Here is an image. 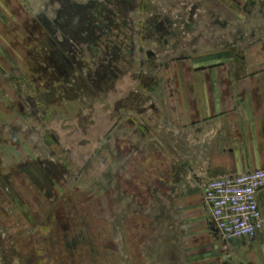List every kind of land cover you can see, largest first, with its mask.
I'll return each instance as SVG.
<instances>
[{
    "label": "rangeland",
    "instance_id": "rangeland-1",
    "mask_svg": "<svg viewBox=\"0 0 264 264\" xmlns=\"http://www.w3.org/2000/svg\"><path fill=\"white\" fill-rule=\"evenodd\" d=\"M102 5L125 20L131 43L128 64L121 66L118 79L101 78L93 46L95 35L104 32L101 18L96 20L97 7ZM200 10L210 12L209 6L199 7L196 0H18L11 4L10 70L8 83L0 87V179L4 192L12 197L7 208L15 212L5 219L7 230L0 231V242H5L0 264H102L94 258L104 242L114 248L113 239L127 244L137 264H181L176 263V246L164 247L161 238L162 225L177 216L176 188L187 173L186 166L174 163L177 152L167 151L157 139L144 152H129L126 144L119 162L111 132L120 94L144 92L150 80L153 87L173 77L166 71L169 61L196 58L192 55L208 47L212 40L207 29L201 36L196 33ZM54 14L53 19L48 17ZM208 57L204 56L205 62ZM22 73L29 88L17 81ZM33 95L41 98L40 105L32 104ZM47 104L57 116L56 123L50 124ZM30 105L40 107L35 113H40L38 127L18 112ZM139 117L155 131L145 116ZM49 136L59 139V145L49 142ZM25 163L35 164L40 180L28 179L22 171ZM48 163L59 172L46 182ZM112 163L120 165V177L118 172L114 177ZM21 205L30 210L36 225L48 230L11 242L18 225L28 224L18 214ZM114 223H120L121 234L113 233ZM79 228L88 230L95 245L66 249L62 235Z\"/></svg>",
    "mask_w": 264,
    "mask_h": 264
},
{
    "label": "crops",
    "instance_id": "crops-1",
    "mask_svg": "<svg viewBox=\"0 0 264 264\" xmlns=\"http://www.w3.org/2000/svg\"><path fill=\"white\" fill-rule=\"evenodd\" d=\"M17 1L0 0V87L8 83V15L11 4H17ZM196 5L210 8L207 14H203L206 13L204 10L196 14V33L201 36L207 29L212 41L207 48L192 55L196 58L167 59L171 62L166 71L173 77L156 82L153 87L149 81L144 92L135 89L126 96L120 94L113 111V154L120 162L126 144H129V152H144L157 139L167 151L177 152L174 153L177 157L174 163L186 166V177L183 174L176 188L177 216L166 226L162 225L161 243L164 247L176 246V263L264 264V229L253 239L225 240L203 201L204 183L209 179L264 169V0H196ZM49 16L53 19L57 15ZM222 39L225 41L221 42ZM205 55L209 56L208 62H205ZM17 81L27 87L31 85L23 73ZM21 93L25 94L24 91ZM37 97H31L32 104L40 105L41 98ZM47 105L50 124L56 123L57 116L50 104ZM28 107L25 110L22 106L18 110L25 120L30 110L32 113L40 112L39 106L37 109L31 105ZM140 115L145 116L155 128L154 132L140 119ZM58 141L54 138L51 143L57 146ZM63 147L66 148L65 144ZM115 164L112 163L114 177H117V172L120 177V165ZM46 167L47 173L43 178L48 182L57 176L59 169L50 163ZM35 170V164H23L22 171L26 172L29 180H40ZM3 188L0 179V231L7 230L5 219L15 212L10 213L7 208L12 197ZM258 198L264 213V188ZM18 210L19 216L28 224L18 225L16 239L11 242L37 234L41 229L48 230L32 221L34 216L28 208L21 205ZM113 230L115 235L121 232L120 223H114ZM100 232L104 239L103 230ZM97 234L100 235L99 231ZM61 238L64 247L73 246L74 240L79 238H83V242L77 244L81 248L95 245L86 228L64 232ZM4 243L1 241L0 247ZM108 245L104 242V248L96 255L95 261L137 264L128 253L125 242L121 244V241L113 239L114 248ZM104 250L113 253V257H106ZM57 262L47 263L59 264Z\"/></svg>",
    "mask_w": 264,
    "mask_h": 264
},
{
    "label": "built area",
    "instance_id": "built-area-1",
    "mask_svg": "<svg viewBox=\"0 0 264 264\" xmlns=\"http://www.w3.org/2000/svg\"><path fill=\"white\" fill-rule=\"evenodd\" d=\"M264 188V169L209 179L203 201L225 240L253 239L264 229L259 193Z\"/></svg>",
    "mask_w": 264,
    "mask_h": 264
},
{
    "label": "flooded vegetation",
    "instance_id": "flooded-vegetation-1",
    "mask_svg": "<svg viewBox=\"0 0 264 264\" xmlns=\"http://www.w3.org/2000/svg\"><path fill=\"white\" fill-rule=\"evenodd\" d=\"M98 7L97 11L100 16H96V20L101 18V26H103L104 32L95 35L93 46L97 50L99 65L104 73L101 74V78L113 76V78L118 79L121 75V66L128 64L127 57L131 52L126 22L118 16V12L104 5ZM89 13L93 12L90 11ZM150 81L152 82V80ZM82 242L83 238L75 239L71 247L77 248V244ZM65 246L66 249L70 247V245Z\"/></svg>",
    "mask_w": 264,
    "mask_h": 264
},
{
    "label": "trees",
    "instance_id": "trees-1",
    "mask_svg": "<svg viewBox=\"0 0 264 264\" xmlns=\"http://www.w3.org/2000/svg\"><path fill=\"white\" fill-rule=\"evenodd\" d=\"M26 119L28 121H31L32 123H34L35 127H38L40 125V118H38V116L35 113H29L26 114ZM54 140V138L52 136H49L48 141L52 142Z\"/></svg>",
    "mask_w": 264,
    "mask_h": 264
}]
</instances>
